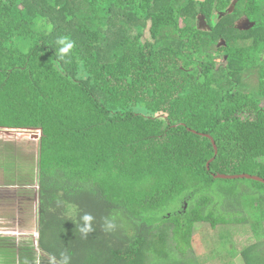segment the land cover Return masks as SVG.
Here are the masks:
<instances>
[{"label":"trees","instance_id":"16d2710c","mask_svg":"<svg viewBox=\"0 0 264 264\" xmlns=\"http://www.w3.org/2000/svg\"><path fill=\"white\" fill-rule=\"evenodd\" d=\"M0 130L42 132L5 264H264V185L215 178L264 180V0H0Z\"/></svg>","mask_w":264,"mask_h":264},{"label":"rangeland","instance_id":"374dc122","mask_svg":"<svg viewBox=\"0 0 264 264\" xmlns=\"http://www.w3.org/2000/svg\"><path fill=\"white\" fill-rule=\"evenodd\" d=\"M228 7L229 8L227 10L231 11L233 9V3H229ZM225 13L226 12L217 7L214 12V20H218L220 18V15L224 16ZM196 23L199 28L201 26H206L204 20H197ZM237 26L242 30H248L252 27V25L245 23L239 24ZM145 39H150L146 31ZM216 62L220 66L225 65L222 59H218ZM33 135L35 134L29 133L25 135L20 132H5L0 130V155H2L3 157V159L0 161V183L2 186L6 187L5 190H0V219H9V223L7 222L8 224L6 223V225H4V230L6 229V234L9 236L13 235L12 228H18V230L20 229L18 235L23 234L26 228L31 229L30 233L27 231L23 234L27 237H18V240H22L17 247L18 249L20 247L28 246L32 241H35L37 244L39 241V224L33 223V220L31 223L29 221H24L27 212L30 211L28 210L30 208V204H27V196L30 195V191L26 193V190H24L23 188L18 189L16 187H25L27 186L26 184L31 181L33 159H37L38 144L40 139L32 138ZM9 147H14L15 150H19L18 154H21V156L28 160L26 161L27 165L23 164L22 162L21 164L13 163L14 165L7 164V152H11V150L8 149ZM32 192L37 193V188L35 187ZM31 198V202H33L35 200V197L33 196ZM24 202H26V204H24ZM33 205V208L37 210L38 205ZM209 234L210 233L207 230L206 225L199 226L197 228V231L193 238L192 246L194 253L198 257L207 256L209 258L208 251L213 247L210 244L211 241L209 239ZM213 234L217 236V232H214ZM233 264H242V260L238 258L234 260Z\"/></svg>","mask_w":264,"mask_h":264},{"label":"crops","instance_id":"0c3cea01","mask_svg":"<svg viewBox=\"0 0 264 264\" xmlns=\"http://www.w3.org/2000/svg\"><path fill=\"white\" fill-rule=\"evenodd\" d=\"M5 188L6 187L2 186L1 183H0V190H5ZM17 188L19 189V187H17ZM34 188L30 189V190L24 189V190H26V193H28L30 191V195L27 196V204H30V208L28 210L31 211V212L30 211L27 212V215H26V218H25L24 221H29L31 223L32 220H33V223L39 224L38 223V208H37V210H35L33 208L34 207L33 204H37L38 205V203H37V201H38V198H37L38 197L37 196L38 188L36 187L37 188V193L32 192V190H34ZM16 195H18V194H16ZM33 196L35 197V200L33 202H31V199H32L31 197H33ZM24 204H26V202H24ZM7 222L9 223V219H6V220L4 218L0 219V227H1L0 228V264H5V255H4L5 248L8 247V246H13V247H16V249L19 251V249L17 247L19 246V244L21 243L22 240H18V237H27V236H25L23 234L26 233L27 231L29 233L31 232L30 231L31 229H27L26 228L24 230V233L21 231L23 234L18 235L19 232H20V229L18 230V228H12L13 235L9 236V235L6 234V232H7L6 229L4 230V228H5L4 225H6ZM33 243H34V245L36 247L38 246V244L35 241H33ZM18 257H19V255H17V259H18ZM17 263L18 262H16L15 264H17Z\"/></svg>","mask_w":264,"mask_h":264},{"label":"clouds","instance_id":"9594fccd","mask_svg":"<svg viewBox=\"0 0 264 264\" xmlns=\"http://www.w3.org/2000/svg\"><path fill=\"white\" fill-rule=\"evenodd\" d=\"M56 44L58 46L57 56L61 60L64 59V57L70 52V50L74 46L73 42L68 40L66 37L59 38L56 41ZM4 131L5 132L6 131L15 132V131H25V130H4ZM81 219H82V222H83V227L80 229L81 232L87 233L88 231H91V222L93 220V217L91 215H89V214H85V215H83V217ZM64 264H67V258H65Z\"/></svg>","mask_w":264,"mask_h":264},{"label":"water","instance_id":"95a60500","mask_svg":"<svg viewBox=\"0 0 264 264\" xmlns=\"http://www.w3.org/2000/svg\"><path fill=\"white\" fill-rule=\"evenodd\" d=\"M200 21L204 20L203 18H200L199 19ZM206 26L205 27H200V29H204L206 28L208 25L206 23V21L204 20ZM6 132H9V131H6ZM15 132H20V133H23V134H29V133H34L35 135L32 136V138H36V139H39L41 138L42 136V132L41 131H29V130H25V131H15ZM40 140V139H39ZM216 179H220V180H242V179H247V180H252V181H255V182H258V183H261L264 185V180L260 179V178H257V177H252V176H249V175H242V176H225V175H217L215 176Z\"/></svg>","mask_w":264,"mask_h":264},{"label":"flooded vegetation","instance_id":"af4514ba","mask_svg":"<svg viewBox=\"0 0 264 264\" xmlns=\"http://www.w3.org/2000/svg\"><path fill=\"white\" fill-rule=\"evenodd\" d=\"M233 4H234V2H232ZM227 11V10H226ZM226 11H224V12H226ZM229 11V10H228ZM199 20V19H198ZM205 21H206V19H204ZM206 23H207V21H206ZM244 24V23H243ZM207 25H208V23H207ZM217 61V60H216ZM224 61V60H223ZM217 63V62H216ZM224 63H225V61H224ZM226 64V63H225ZM217 65H218V63H217ZM218 66H220V65H218ZM222 66H224V65H222Z\"/></svg>","mask_w":264,"mask_h":264}]
</instances>
